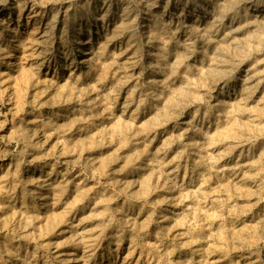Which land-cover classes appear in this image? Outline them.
Wrapping results in <instances>:
<instances>
[{"label": "rangeland", "instance_id": "obj_1", "mask_svg": "<svg viewBox=\"0 0 264 264\" xmlns=\"http://www.w3.org/2000/svg\"><path fill=\"white\" fill-rule=\"evenodd\" d=\"M0 264H264V0H0Z\"/></svg>", "mask_w": 264, "mask_h": 264}]
</instances>
